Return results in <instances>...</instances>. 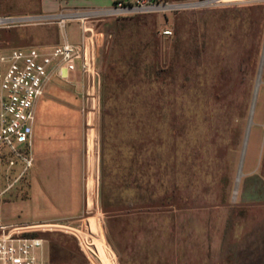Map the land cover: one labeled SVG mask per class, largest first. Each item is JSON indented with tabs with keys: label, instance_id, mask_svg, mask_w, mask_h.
I'll use <instances>...</instances> for the list:
<instances>
[{
	"label": "rangeland",
	"instance_id": "obj_1",
	"mask_svg": "<svg viewBox=\"0 0 264 264\" xmlns=\"http://www.w3.org/2000/svg\"><path fill=\"white\" fill-rule=\"evenodd\" d=\"M223 2L231 3L99 22L94 104L79 71L49 85L59 104L51 112L78 119L69 142L81 160V211L62 216L53 188L40 186L31 168L20 176L22 164L10 166L1 151L5 220L72 223L83 247L98 253L96 264L100 248L106 264H264V0ZM40 3L0 0V15H37ZM67 31L78 36L79 24ZM58 40L55 24L0 29L4 52L46 51ZM43 131L35 133L32 175L55 178L56 158L43 159L62 135L52 144ZM253 165L254 198L244 202L243 168ZM44 236L51 261L92 264L74 235Z\"/></svg>",
	"mask_w": 264,
	"mask_h": 264
},
{
	"label": "built area",
	"instance_id": "obj_2",
	"mask_svg": "<svg viewBox=\"0 0 264 264\" xmlns=\"http://www.w3.org/2000/svg\"><path fill=\"white\" fill-rule=\"evenodd\" d=\"M223 0H116L111 5L76 11L40 13L37 15H0V29L20 25L55 24L62 40L48 50L40 47L0 50V152L11 155L10 166L21 163L22 176L34 164V126L37 105L48 86L56 78L69 80L79 71L84 78L83 93L94 104L101 89L99 67L98 23L121 17L150 14L180 13L182 11L219 5ZM79 22L80 38L72 41L68 24ZM166 36L172 29H163ZM0 192V264H80L72 261L54 262L46 253L48 232L61 231L74 235L87 259L96 264L98 253L83 247L82 230L72 223H13L7 222Z\"/></svg>",
	"mask_w": 264,
	"mask_h": 264
},
{
	"label": "crops",
	"instance_id": "obj_3",
	"mask_svg": "<svg viewBox=\"0 0 264 264\" xmlns=\"http://www.w3.org/2000/svg\"><path fill=\"white\" fill-rule=\"evenodd\" d=\"M115 1L116 0H41L39 13L53 14V13H58L60 11L70 12L76 10H84L93 7L108 6ZM73 22H77L79 24L78 21H72V23ZM102 36L103 33L99 31V38L101 39ZM70 37H71L70 40L74 39L75 41H78L80 38V30L78 36L74 33L73 35L69 36V38ZM61 40H62V35H61ZM61 40L58 41L60 42ZM263 57H264V53H263ZM54 90H56V88L48 86L45 92L46 94L43 95L38 102L37 118L39 115L38 111L40 110V107H42L41 114L43 119L42 121L39 122L38 119L36 118V123L34 126V141H35V133L38 131V129L42 130V128H44L43 132L45 133L46 136L45 139L49 142H51L54 133H57V135H62L60 136L62 138L61 142L56 143L54 141L56 139L53 140V142L56 143L55 145L56 146L58 145L59 148L55 149L53 152H50L49 155L47 154L48 153L47 152L43 159L44 160L43 163L46 164L48 158L49 159L51 157H53L54 159L56 158L54 160V163L61 168L62 174L55 176V178H51L49 176L42 178L41 176H39V172L37 171L36 172L37 174L32 175V170L35 167V163H34L33 166L31 167V176H33L32 178L37 180L40 186L46 189H51L50 187H52L53 188L52 191H54L55 197L59 199L62 207L64 208V214L62 216L72 217L78 215L83 206V193L81 188V160L78 155H75L77 153L70 152V146L72 143L70 144L69 142V136H70L69 126L71 124L72 125L77 124L78 119L67 116L66 117H61L58 115L56 116L51 112L55 106H59V104L53 101L52 98L50 97V93ZM256 125L258 126L262 124L258 123ZM36 126H38L37 129ZM42 134H40L39 136H41ZM64 137H67V139H65ZM243 172L245 177L244 179H241L240 186L243 185L244 188L240 200L245 202L251 198H254L252 184H254L255 182L253 176L257 172V167L256 165H253L245 169L244 166ZM262 190H264V186L262 187ZM52 219L53 218L47 220H52ZM6 221L13 222L9 220L8 217L6 218ZM100 256L102 257L103 264H106L107 263L106 260H108V258L104 257L105 254L104 251L101 250V248H100Z\"/></svg>",
	"mask_w": 264,
	"mask_h": 264
},
{
	"label": "bare ground",
	"instance_id": "obj_4",
	"mask_svg": "<svg viewBox=\"0 0 264 264\" xmlns=\"http://www.w3.org/2000/svg\"><path fill=\"white\" fill-rule=\"evenodd\" d=\"M224 1V0H223Z\"/></svg>",
	"mask_w": 264,
	"mask_h": 264
}]
</instances>
